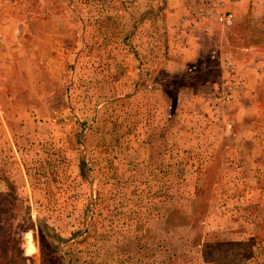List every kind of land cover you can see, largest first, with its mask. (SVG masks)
Returning a JSON list of instances; mask_svg holds the SVG:
<instances>
[{"label": "rangeland", "instance_id": "1", "mask_svg": "<svg viewBox=\"0 0 264 264\" xmlns=\"http://www.w3.org/2000/svg\"><path fill=\"white\" fill-rule=\"evenodd\" d=\"M186 1L0 0V264H264V0Z\"/></svg>", "mask_w": 264, "mask_h": 264}, {"label": "crops", "instance_id": "2", "mask_svg": "<svg viewBox=\"0 0 264 264\" xmlns=\"http://www.w3.org/2000/svg\"><path fill=\"white\" fill-rule=\"evenodd\" d=\"M188 4L189 1L187 0L182 7L183 11L185 9V13ZM202 6H203L202 12H206L207 6L206 5H202ZM6 24H8L6 21L5 22L0 21V44L3 41H6L5 40ZM225 29L227 28L224 27L222 24L215 25L213 24L212 21H207L206 19L203 18L202 24L192 29L187 35L184 34L179 35V37L182 38L185 42L183 46L184 47L183 50L185 51V53L187 51L189 53V56H193V53L197 51V46H198V48H201L200 52L202 53H199V55H195L194 57L199 56V58L203 54H209L211 52L213 53L217 47H214L211 41L212 39L216 38V33L218 31H224Z\"/></svg>", "mask_w": 264, "mask_h": 264}, {"label": "built area", "instance_id": "3", "mask_svg": "<svg viewBox=\"0 0 264 264\" xmlns=\"http://www.w3.org/2000/svg\"><path fill=\"white\" fill-rule=\"evenodd\" d=\"M207 6V11L202 12L203 6ZM220 1L218 0H195L186 7V13L181 17V27L179 35H187L192 29L202 24V19L213 20L225 27L233 24V17L228 12L218 11ZM215 12V13H214Z\"/></svg>", "mask_w": 264, "mask_h": 264}]
</instances>
